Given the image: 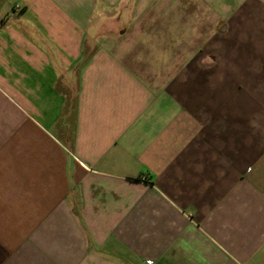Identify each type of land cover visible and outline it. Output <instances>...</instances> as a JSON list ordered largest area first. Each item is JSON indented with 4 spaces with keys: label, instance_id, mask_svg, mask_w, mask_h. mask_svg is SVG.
Wrapping results in <instances>:
<instances>
[{
    "label": "crops",
    "instance_id": "crops-1",
    "mask_svg": "<svg viewBox=\"0 0 264 264\" xmlns=\"http://www.w3.org/2000/svg\"><path fill=\"white\" fill-rule=\"evenodd\" d=\"M0 264H264V0H0Z\"/></svg>",
    "mask_w": 264,
    "mask_h": 264
},
{
    "label": "built area",
    "instance_id": "built-area-1",
    "mask_svg": "<svg viewBox=\"0 0 264 264\" xmlns=\"http://www.w3.org/2000/svg\"><path fill=\"white\" fill-rule=\"evenodd\" d=\"M17 8H19V7H17Z\"/></svg>",
    "mask_w": 264,
    "mask_h": 264
}]
</instances>
